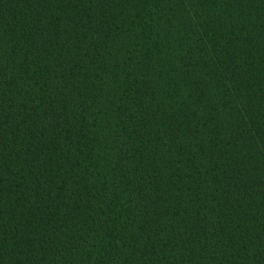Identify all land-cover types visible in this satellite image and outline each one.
Instances as JSON below:
<instances>
[{
  "label": "trees",
  "instance_id": "1",
  "mask_svg": "<svg viewBox=\"0 0 264 264\" xmlns=\"http://www.w3.org/2000/svg\"><path fill=\"white\" fill-rule=\"evenodd\" d=\"M0 264H264V0H0Z\"/></svg>",
  "mask_w": 264,
  "mask_h": 264
}]
</instances>
